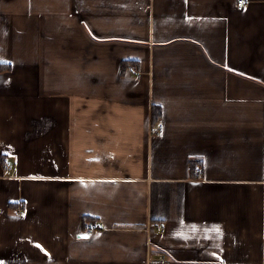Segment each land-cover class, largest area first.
<instances>
[{
    "label": "crops",
    "instance_id": "obj_1",
    "mask_svg": "<svg viewBox=\"0 0 264 264\" xmlns=\"http://www.w3.org/2000/svg\"><path fill=\"white\" fill-rule=\"evenodd\" d=\"M244 1L0 0V264H264Z\"/></svg>",
    "mask_w": 264,
    "mask_h": 264
},
{
    "label": "built area",
    "instance_id": "obj_2",
    "mask_svg": "<svg viewBox=\"0 0 264 264\" xmlns=\"http://www.w3.org/2000/svg\"><path fill=\"white\" fill-rule=\"evenodd\" d=\"M244 2H245L244 0H237L238 7H242ZM129 68L132 69L131 66H129ZM155 131L157 133H162L163 132V124H158L157 128L155 129ZM9 166H10V163H6V167H9ZM196 171L199 172L200 168H196ZM97 227H98V224L94 220H87L84 223V228H85L86 232H88V233L93 232L95 229H97Z\"/></svg>",
    "mask_w": 264,
    "mask_h": 264
},
{
    "label": "trees",
    "instance_id": "obj_3",
    "mask_svg": "<svg viewBox=\"0 0 264 264\" xmlns=\"http://www.w3.org/2000/svg\"><path fill=\"white\" fill-rule=\"evenodd\" d=\"M153 111H154V117H157L158 113H159V109L157 106L153 107Z\"/></svg>",
    "mask_w": 264,
    "mask_h": 264
}]
</instances>
